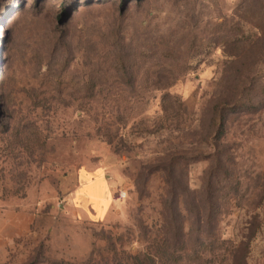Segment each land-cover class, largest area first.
<instances>
[{
	"label": "rangeland",
	"instance_id": "obj_1",
	"mask_svg": "<svg viewBox=\"0 0 264 264\" xmlns=\"http://www.w3.org/2000/svg\"><path fill=\"white\" fill-rule=\"evenodd\" d=\"M173 188L182 264H264V0H0V264H117Z\"/></svg>",
	"mask_w": 264,
	"mask_h": 264
},
{
	"label": "trees",
	"instance_id": "obj_2",
	"mask_svg": "<svg viewBox=\"0 0 264 264\" xmlns=\"http://www.w3.org/2000/svg\"><path fill=\"white\" fill-rule=\"evenodd\" d=\"M68 13L64 20L70 17ZM64 24V23H63ZM226 103L223 102L216 107V113L219 119L218 138L225 133V125L227 122ZM171 201L164 202V212L161 213L162 223L159 231L154 232V235L146 237V247L144 251H139L137 254L122 250L119 254L116 250H112L115 262L117 264H182L183 258L181 256L185 243L183 241V229L181 224L180 199L173 188L169 193ZM146 231V230H144ZM111 243V242H110ZM113 243L111 246L113 247ZM96 250L92 253L94 256ZM97 256V255H96ZM96 262V263H95ZM88 264H99L92 257Z\"/></svg>",
	"mask_w": 264,
	"mask_h": 264
},
{
	"label": "crops",
	"instance_id": "obj_3",
	"mask_svg": "<svg viewBox=\"0 0 264 264\" xmlns=\"http://www.w3.org/2000/svg\"><path fill=\"white\" fill-rule=\"evenodd\" d=\"M35 215L26 210L0 208V248L26 236L34 223Z\"/></svg>",
	"mask_w": 264,
	"mask_h": 264
},
{
	"label": "water",
	"instance_id": "obj_4",
	"mask_svg": "<svg viewBox=\"0 0 264 264\" xmlns=\"http://www.w3.org/2000/svg\"><path fill=\"white\" fill-rule=\"evenodd\" d=\"M67 20H68V18L65 21H63L61 24L65 23Z\"/></svg>",
	"mask_w": 264,
	"mask_h": 264
}]
</instances>
